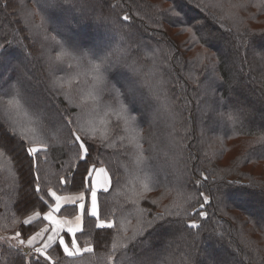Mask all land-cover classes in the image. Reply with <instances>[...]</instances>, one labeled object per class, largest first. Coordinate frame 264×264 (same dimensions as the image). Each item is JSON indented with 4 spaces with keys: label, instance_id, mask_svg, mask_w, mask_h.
Segmentation results:
<instances>
[{
    "label": "trees",
    "instance_id": "trees-1",
    "mask_svg": "<svg viewBox=\"0 0 264 264\" xmlns=\"http://www.w3.org/2000/svg\"><path fill=\"white\" fill-rule=\"evenodd\" d=\"M49 2L83 8L96 26L68 31L94 32L113 55L75 51L42 8ZM262 44L264 0H0V61L36 54L21 76L27 87L19 79L0 92L11 120L0 115V264H264ZM233 47L237 58H222ZM53 58L67 71L56 75ZM30 63L14 59L7 77ZM117 72H133L132 96L146 95L152 111L129 100L112 80ZM35 77L42 83L31 89ZM230 95L234 104L225 103ZM217 103L211 115L227 127L211 130L199 106ZM101 170L107 188L97 192L94 216ZM79 194L82 229L31 245L49 228L43 217L55 197ZM78 214L77 205L58 212Z\"/></svg>",
    "mask_w": 264,
    "mask_h": 264
},
{
    "label": "rangeland",
    "instance_id": "rangeland-1",
    "mask_svg": "<svg viewBox=\"0 0 264 264\" xmlns=\"http://www.w3.org/2000/svg\"><path fill=\"white\" fill-rule=\"evenodd\" d=\"M182 1H184V3H186L187 0L186 1L182 0ZM230 1L233 2V5H236V3H238V0H230ZM42 8L46 12H48V19L52 22L53 27L55 29H57V30H62L63 35L66 37L67 43L73 45V48L75 49V51H79V52H82V53L85 52L86 54H89V56H96V57H102V56L105 57L108 54L113 55V48L111 46L109 47L108 45L107 46H103V45H105V43L101 42L100 41L101 39H99L97 37L98 35H95L94 32H91V35L87 36L86 34L85 35H81V33L79 34L78 32L77 33H70L68 31V30H70L69 28L74 25V23L77 26L72 27L71 29L75 28V29L79 30V32L81 31L82 28L83 29H92L93 27L96 26L93 22L92 23L90 22L91 21L90 19L88 20L85 17L83 8H75V6H67L65 8H63V7L60 8L59 6H53L52 2H49L47 4L42 5ZM183 8L185 9L184 6H183ZM246 8L247 7L244 8V11L243 10L241 11V14L244 15V16L246 14V12H245ZM237 11H238V6H237L236 10H234V13H236V15L240 16V14ZM71 15H74V17H75V19L72 20L73 22H71V20H70V16ZM247 18H250V14L248 15ZM175 33H176V30H174V32L171 31L172 35L175 34ZM110 38H112V37H110ZM175 39L178 41V43H183V42L188 40L186 35H178ZM224 44H226L225 41H223L221 46H219L218 50H220V52L222 51V47L224 46ZM43 45H47V43L44 41ZM262 46L264 47V44H262ZM236 52H237L236 49H234V47H233V50L231 51L230 55L226 56L225 54H223V55L221 54V56H222V58H225V60L233 62V60L235 58H237V53ZM35 58H36V54L35 53H34L33 57H29V56L23 57L17 51H13V53L11 55L9 54L4 59H2L0 61V92L4 93V92H8V91L14 89L15 85H14L13 82H19V79H20V82L22 84V87L26 88L27 84L21 81V76L23 74H28V72H31V70L33 68H35V65H36L35 62H34ZM14 59H17V60L19 59L24 64H25V61L28 59V62L30 60L31 63H30V66H28V67L25 66L23 69L20 68V70L18 71L19 72L18 76L11 80V79H9L7 77V75L9 74L10 71L13 70L11 62H13ZM52 61L54 62L53 63L54 65H52V63H51V66L54 68L53 71H54V73L56 75L59 72H61L59 70L64 69V72L67 71L68 63L65 60L54 59L53 58ZM72 73L74 74V71H71V77L69 76V78H71V79L74 78V75ZM123 73L124 72L115 73V75H113V77H112L113 82L119 83L123 87V89L125 90V93H126L127 97L129 98V100L131 102L135 103V105L138 106V108L142 112H145V114H146L145 110H151L152 111V107H150L149 104H147L148 101H147V96L146 95L145 96L144 95H141V96L135 95V97L132 96V94L134 95L133 90L136 87V86H134L133 83H131L132 82L131 76H132L133 72H130L128 74H126V73L123 74ZM37 77H35L32 80L31 85H30V82H29L30 88L32 87L31 89H34L37 86L35 81H38V83L39 82L42 83V80H39V79L36 80ZM59 78H62L63 81L60 82L59 84L57 83V85L59 86L60 89L63 90V88H65L64 78L62 76L59 77ZM54 84L56 85L55 82H54ZM246 84L248 85L247 82H246ZM140 87L141 86L139 85L137 88H140ZM215 87L217 88V87H219V85H216ZM30 88H28V89H30ZM72 88L73 87L71 86L69 88V90H71ZM211 90H212L211 85H208L205 88H203V91L201 93L202 97L211 95V92H212ZM39 91L40 90L35 89V93H38L39 95H42L44 97L46 96V93L43 90H41L40 92ZM37 97L39 98L38 95H37ZM237 99H238L237 97H233L232 95H230V97L227 100L228 102H225V103L231 102V103L234 104V102L237 101ZM248 99H249L248 102L251 103V105L253 106L252 99H250V98H248ZM39 101L40 100H38V101L33 100V101L30 102V105L33 106V104H35V103H37ZM83 105L84 104L81 101L80 109L83 108ZM199 108L204 111L203 112V114H204L203 117L202 118L200 117V124L202 123V124L207 125L211 130H213V129L214 130H221V129L227 127V124H225V122L219 123V122H217V118H213L214 116L211 115V114H219V110L221 108V103L212 104V105H210V104L209 105H203V106H199ZM208 114L211 115L212 118H213V119L211 118L212 119L211 122H208L209 120L205 119V116L208 115ZM0 115H2V118H4V119H6V120L11 122L9 117H7L5 112L3 110H1V109H0ZM215 117H216V115H215ZM11 119L13 120V118H11ZM13 122H14V120H13ZM96 172H97V170H94L93 178L97 174ZM99 176H102V177L104 176L105 177L103 182L106 184L107 176H106V174H105V172L103 170L100 171V175ZM228 180L237 182L239 180V178L237 176H235V175H232V176H230L228 178ZM106 188L107 187L105 186L104 189H106ZM225 200L230 202L233 199H229L228 197H226ZM235 200H237V199H235ZM235 202H237V201H235ZM237 203L242 204L243 207H245V209H247V211H249V212L252 211L251 207L245 205L243 200L239 201V199H238ZM231 209H233V208H228L227 210H231ZM100 225H102V223H100ZM6 239H7L6 236L0 235V240H1L0 242H4V241H6ZM202 258H204L203 255H202Z\"/></svg>",
    "mask_w": 264,
    "mask_h": 264
},
{
    "label": "crops",
    "instance_id": "crops-1",
    "mask_svg": "<svg viewBox=\"0 0 264 264\" xmlns=\"http://www.w3.org/2000/svg\"><path fill=\"white\" fill-rule=\"evenodd\" d=\"M104 178V176L97 177L94 183L93 192L91 193L90 213L94 216L97 215V192L106 186V184L103 182ZM82 204L83 194L56 196L54 206L43 217L47 224L50 225L49 228L46 231H41L43 230L41 229V232L34 234L32 236L31 245L37 244L41 247H45L47 243L51 242L52 238L59 242L63 233L73 236L76 232H79L82 229V215L80 213ZM67 205H77L79 208V214L72 218L59 216L58 212L60 209Z\"/></svg>",
    "mask_w": 264,
    "mask_h": 264
}]
</instances>
